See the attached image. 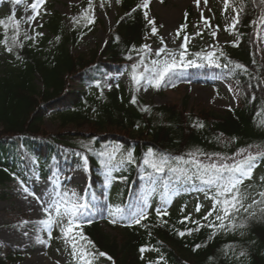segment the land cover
<instances>
[{
  "label": "trees",
  "instance_id": "1",
  "mask_svg": "<svg viewBox=\"0 0 264 264\" xmlns=\"http://www.w3.org/2000/svg\"><path fill=\"white\" fill-rule=\"evenodd\" d=\"M229 3L238 7L239 23L231 32L236 42L210 55L219 67L203 58L179 67L158 89L170 91L194 82L210 85L207 82L210 78L234 83L240 89L239 107L222 114L208 109L189 113L177 106L144 109L142 100L132 103L131 95L122 89L106 96L71 89L76 85L86 88L100 84L109 75L121 74L140 61L138 49L147 44L151 32L149 4L145 7L143 0H119L123 16L109 33L103 49L81 56H74L71 46L91 35L98 25L97 21L90 23L87 16L66 32L57 14L48 15L36 29L35 39L21 26L19 35L14 32L15 27L5 30L7 37L1 31L0 48L7 60L0 76V185L17 183L23 176L20 145L38 164L39 178L47 174L53 162L62 176L79 171L86 156L89 182L86 201L95 207L83 212V222L76 233L78 245L85 243L79 239L82 232L91 242L88 250L104 253L110 264H264V213L260 206L254 216L241 212L225 221V225L231 223L235 227L216 230L207 225L201 227L189 208L205 194L197 190L204 186L199 181L177 180L167 171L156 174L144 163L149 149L158 156L169 157L173 166L177 165L173 158L191 159L189 153H197L196 158L207 163L233 157L242 148L254 155L264 151V57L255 43L263 24L260 18L264 17V3L262 0H229ZM43 30L47 31L46 36L37 35ZM13 36H16L14 44ZM237 63L243 67L236 68ZM50 113L59 115L62 128L89 126L92 131H103L113 127L126 131L128 136L48 134L42 124ZM114 148L125 152V158L114 153L109 167H103L98 153ZM257 164H264V159ZM106 172H110L107 180ZM149 174L155 177V183L148 178ZM6 197L2 195L0 199ZM176 200L177 207L169 209L168 203ZM113 201L128 211L146 203V218L135 223L127 214L123 218L117 215L112 222L108 209L114 208ZM154 201L166 205L163 210L166 215L162 212L158 216V210L147 214ZM186 216L190 220H184ZM102 223L118 229L120 238L110 236ZM141 248L146 251L142 253ZM21 257L20 250L0 245V264H16ZM70 264H78L72 254Z\"/></svg>",
  "mask_w": 264,
  "mask_h": 264
},
{
  "label": "rangeland",
  "instance_id": "2",
  "mask_svg": "<svg viewBox=\"0 0 264 264\" xmlns=\"http://www.w3.org/2000/svg\"><path fill=\"white\" fill-rule=\"evenodd\" d=\"M33 2L34 0H22L17 4L14 0H0V19L4 20L7 25V29L0 27V32L12 30L16 27V21H20L19 26L23 27L32 39H35L36 29L42 25L44 18L48 15L57 14L61 18L66 32L73 29L81 17L87 16L89 22L94 20L98 22V25L91 35L83 38L76 46H71L70 49L74 56L103 49L109 33L123 16L117 0H91V7H89V0H45L44 4L38 5L39 15L31 21V26H29L27 17L33 15L31 10ZM145 3L149 4L148 23L149 20H153L154 25L149 24L151 32L147 38L148 48L138 49L140 61L135 64L138 71H143L145 66L150 68L152 60L166 58L165 53H161L159 56L155 54L156 50L161 47L166 46V50L174 51L177 54L184 51L181 45L185 36L188 37L184 64L187 66L199 62L205 56L224 51L236 42V38L231 33L233 31L231 26L239 9L228 3L227 10H225V0H207L206 4L205 0H199V3L197 0H143V4ZM168 12L173 15L172 24L163 20V15ZM201 13H203V18ZM13 14L14 18L10 20L9 17H12ZM205 19L207 24H205ZM183 25L186 27L181 30ZM153 26L157 30L155 34L152 32ZM212 32H215L216 35L213 36ZM41 33L40 37H43L46 36L47 31L43 30ZM161 38H163V44H161ZM255 43L258 53L264 57V23L255 36ZM177 59H179L178 55ZM6 60L7 55L0 48V76L5 70ZM132 66H129L121 74L109 75L100 84L86 88L76 85L71 89L88 91L91 96H106L116 89H122L126 94L131 95L132 99L142 100L144 109L177 106L189 113H199L208 109L222 114L239 107L240 89L234 83L210 78L207 79V82L211 83L210 85L194 82L181 85L170 91H155L146 82L142 85H136L133 82ZM38 85L40 86L39 82ZM186 99H188V103L184 107ZM42 129L48 134L67 133L73 137H84L91 134L128 136L126 131L113 127H107L103 131H92L89 126L69 125L62 128L60 117L56 113H50L43 120ZM66 154V160L69 161L68 152ZM19 156L24 169L20 181L0 185V196L7 195L6 199H0V245L21 251L22 257L16 264H70L72 241L66 242L61 235L60 227L55 224L49 235L48 230L39 221L48 218L43 208L47 206L48 194L53 193L57 187L61 192L71 193L74 191L78 197L82 198L79 201L81 203L86 201L89 192L88 164L85 167L84 160H82L81 170L62 176L56 169L57 163L53 162L48 167L47 174L39 178L38 164L21 145ZM115 156L125 158L126 153L118 149ZM213 161L219 162L216 159L209 160L207 163ZM261 177H264V164H257L252 180L245 181L244 190L249 194V199L245 201L246 204L250 203L253 197L259 198L256 197V193L264 191V181L260 179ZM25 188L28 191H25ZM37 196H40L41 199L37 200ZM168 204L169 209L173 210L177 207L178 201H170ZM197 204L202 205L199 212L195 210ZM211 205L212 201L202 194L190 205L189 209L202 225H208L214 216L209 220H204L203 217ZM112 206H117V202L113 201ZM165 207L164 203L154 201L147 208V214L156 210H160L162 213ZM102 228L113 238H120L118 229H113L105 223H102ZM93 262L94 264H110L104 255L96 253Z\"/></svg>",
  "mask_w": 264,
  "mask_h": 264
},
{
  "label": "snow or ice",
  "instance_id": "3",
  "mask_svg": "<svg viewBox=\"0 0 264 264\" xmlns=\"http://www.w3.org/2000/svg\"><path fill=\"white\" fill-rule=\"evenodd\" d=\"M14 2L19 4L22 0H14ZM44 2L45 0H34L32 3L31 10L33 15L27 17L29 26H31V21L39 15L37 11L38 5H42ZM117 2H119V0H117ZM197 3H199V0H197ZM206 3L207 0H205V4ZM228 3L229 0H225V10H227ZM262 3H264V0H262ZM146 6L147 4L145 3V7ZM89 7H91V0H89ZM133 11H135V9H133ZM201 16L203 18V13H201ZM13 18L14 14L12 17H9L10 20ZM145 18H147V13H145ZM90 23H94V20L90 21ZM238 23L239 14H237V17L234 19L231 26L233 30H235V26ZM253 23L255 24L257 21H253ZM260 23H264V17L260 18ZM19 24L20 21H16V27L13 29L17 35H19ZM149 24L154 25V21L149 20ZM205 24H207L206 19ZM0 27H5V29H7V25L2 19H0ZM184 27H186V25L181 26V30ZM156 31L155 26H153V34H155ZM211 34L213 36L216 35L215 32H212ZM37 35H42V33H37ZM197 35H199V33H197ZM5 36L7 37V31H5ZM12 39L14 44L16 42V36H13ZM6 42L7 41H5V43ZM161 44H163V38H161ZM187 45L188 37L185 36L184 42L181 45L184 51H181L178 54L174 51L166 50V46L157 49L155 54L159 56L161 53H165L166 58L152 60L151 67L149 68L145 66L143 71H138L137 65L133 64V82L136 85H142L146 82L148 86L154 87L158 90L167 80L171 79L175 75L176 70L179 67L184 66ZM144 47L148 48V45H144ZM8 50L11 51V47H9ZM177 55L179 56V59H177ZM204 59L219 67V64L215 63L212 56H205ZM188 63L190 64L191 62L189 61ZM141 64H143V61H141ZM235 67L242 68L243 66L237 63ZM132 103H136L135 98L132 99ZM116 151H118V149L114 148L111 152L98 153V155L102 158L101 164L103 167H109V162L114 158V153ZM188 155L191 159L185 160L184 157L173 158L177 162V165L173 166L169 162V157L165 155L158 156V154L154 153L153 150L149 149L144 163L145 165H149L156 174H164L167 171L177 180L192 183L199 181L204 188H198L197 190L204 191L206 198L212 201L210 209L203 217L204 220H209L210 217L214 216V219L210 220L207 225L209 228L216 230L218 228L224 229L225 227H235L236 225L231 223L225 225V221H231L235 216L241 214V212L254 216L257 206H260L259 210L264 213V191L256 193V197L259 198L257 199L253 197L251 202L246 204L245 201L249 199V194L244 190L245 181H250L253 178L254 170L257 167V161L264 159V151L258 152L254 155L247 149L242 148L239 149L233 157H224L219 160V162L213 161L209 163H205L204 161L197 159V153H189ZM104 157H107V160L103 159ZM83 160L86 167L88 158L85 156L83 157ZM128 160L129 162L132 160L131 152L128 153ZM229 160H231V162H228ZM183 165H188L189 167H184ZM109 174L110 172L105 173L106 180ZM148 178L151 179L153 183L156 182L155 177L152 176V174H149ZM260 179L264 181V177H261ZM25 191H28V189L25 188ZM33 195L36 194L33 193ZM48 195L49 200L46 202L47 206L43 208V211L47 214L48 218L40 220L39 223L48 230L49 235L51 234L54 224L60 227L61 235L65 238L66 242L69 240L72 241L71 254L73 258L78 261V264H93L95 254L88 250V246L91 245V242L87 241V238L84 237L82 232H80L79 239L85 243L78 245L76 243V233L79 231L80 225L83 222V212L89 210L90 208H94L95 205L87 201L81 203L79 201L82 198L78 197L74 191L71 193L68 191L61 192L58 187L53 193H49ZM36 198L37 200L41 199L40 196H37ZM164 203H167V200H164ZM146 207L147 204L145 203L143 207L128 211L120 206H115L114 208H109L108 211L109 214L113 216L112 222H115V217L117 215L123 218L127 214L131 217L133 222L140 223V220L146 218ZM201 207L202 205L197 204L195 209L196 212H199ZM52 213L55 215H51ZM163 214L166 215L167 212L164 211ZM157 215H161L160 210L157 211ZM65 220H67V223H65ZM184 220H190V217L186 216ZM217 221L219 224L216 223ZM181 222L183 223V221ZM202 226L203 225H201V227ZM179 234L184 235L183 232ZM197 247H199V245H197ZM140 251L143 253L146 249L141 248ZM100 255L103 256L105 254L100 253ZM240 255H244V253L241 252Z\"/></svg>",
  "mask_w": 264,
  "mask_h": 264
},
{
  "label": "bare ground",
  "instance_id": "4",
  "mask_svg": "<svg viewBox=\"0 0 264 264\" xmlns=\"http://www.w3.org/2000/svg\"><path fill=\"white\" fill-rule=\"evenodd\" d=\"M172 17H173V15L170 14V13L168 12L167 14L165 13V14L163 15V18H164L163 20H164L165 22L167 21L168 23L170 22V24H172V21H173V20H172Z\"/></svg>",
  "mask_w": 264,
  "mask_h": 264
}]
</instances>
